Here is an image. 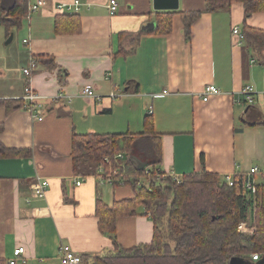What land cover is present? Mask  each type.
Listing matches in <instances>:
<instances>
[{
  "label": "crops",
  "instance_id": "1",
  "mask_svg": "<svg viewBox=\"0 0 264 264\" xmlns=\"http://www.w3.org/2000/svg\"><path fill=\"white\" fill-rule=\"evenodd\" d=\"M28 1V10L39 8L12 32L11 43L21 39L15 50L6 47L11 43L4 47L8 38L0 27V102L23 100V70L35 60L31 85L44 119L0 106V143L32 152L30 158L0 159V264H63L62 245L81 258L114 250L99 231L97 196L111 205L133 199L134 192L105 185L97 174L76 176L74 134L138 135L151 112L165 176L206 171L224 177L264 166V51L233 33L238 28L244 36V25L264 31V14L245 22L243 4L234 3L228 12L203 13L188 36L177 13L171 32L157 35L151 33L157 12H204L206 1L179 0L177 10L160 11L153 0H118L111 14L108 0H81V34L60 36L55 20L67 13L57 6L74 0ZM210 85L219 94L205 100ZM246 86L256 92L250 105L242 94ZM85 88L94 97L84 95ZM40 181L49 184L45 198L33 193ZM117 237L125 249L150 244V215L120 218ZM18 248L25 252L16 258Z\"/></svg>",
  "mask_w": 264,
  "mask_h": 264
},
{
  "label": "trees",
  "instance_id": "2",
  "mask_svg": "<svg viewBox=\"0 0 264 264\" xmlns=\"http://www.w3.org/2000/svg\"><path fill=\"white\" fill-rule=\"evenodd\" d=\"M204 12H157L156 28L152 34H168L171 18L181 14L185 30L190 35L192 26L203 13L228 12L234 3L244 6L245 22L255 14H264V0H205ZM28 0H0V27L9 39L12 32L21 29L28 14ZM56 35L74 36L82 32L78 14H60L56 17ZM244 37L258 53L264 51V31L244 25ZM54 68V67H53ZM7 113L25 109L26 103L1 101ZM251 107V106H249ZM145 131L138 135L107 134L73 136L74 174L88 177L104 168L106 174L116 172L113 187L131 188L133 199L103 201L96 199L99 231L108 237L114 250L93 257L82 256L84 264H230L234 258L246 264L264 262V184L259 186L256 232L253 235L238 232V225L248 219L252 200L245 189L247 175L235 173L230 186L218 175L204 172L187 174L174 181L159 170L162 163L161 135L154 129L151 114L145 118ZM256 125L252 124L251 126ZM124 154L125 159H116ZM32 152L7 148L0 143V159L30 158ZM146 176L148 186L139 184ZM66 197V194L64 192ZM67 201L68 199L65 198ZM150 215L154 237L150 244L125 249L118 241L117 222L120 218ZM260 260L253 261L252 255ZM81 262V263H82ZM255 262V263H253Z\"/></svg>",
  "mask_w": 264,
  "mask_h": 264
},
{
  "label": "built area",
  "instance_id": "3",
  "mask_svg": "<svg viewBox=\"0 0 264 264\" xmlns=\"http://www.w3.org/2000/svg\"><path fill=\"white\" fill-rule=\"evenodd\" d=\"M83 6V2L81 0H74L70 4H60L57 6V9L61 12H66L69 14H79L80 10ZM108 10L111 14H115L119 9L118 0H108ZM37 5H31L29 7V14L28 18L31 17L32 13H35L38 10ZM234 35H239L240 40L244 39V36L241 34L240 30L238 28H235L233 30ZM25 44L28 43V41H24ZM238 44H241L240 42ZM37 67V63L35 60H31L29 66L23 70V73L26 78V86L24 89V96L23 101L26 103V111L30 114V117L33 121H42L44 119V114L42 107L39 103V95L34 91L32 85H31V79L33 77L34 70ZM167 92H165L166 94ZM205 100H208L209 96L219 94V89L215 87L214 85L207 86L204 90ZM83 94L89 97H94L93 91L90 88H85L83 91ZM242 94L244 95V100L246 104L250 105L253 104L255 101V89L252 86H246L242 90ZM118 95L113 93L111 95V98H116ZM149 114H152L149 112ZM116 159H125L124 154H118L116 156ZM116 172H105L104 168H100L97 172L98 177L100 178V182L105 185L113 186V179L115 177ZM247 175V180L245 183V189L247 191V194L249 198L252 200V205L250 208V213L248 216V219L244 222H241L238 225V232L241 234L246 235H253L256 230V217H257V204H258V192H259V186L263 183L264 184V166H253L250 168V170L245 173ZM233 175H225L224 179L225 181L230 185H234ZM175 179L178 183L180 182V179L177 177H172ZM82 184V181H77L76 185L80 186ZM48 182L46 181H40L39 186L33 191L34 195L38 198H45L48 190ZM120 186H123V184H120ZM25 252L24 248H18L15 252L16 258L21 257ZM60 259L63 264H81L82 259L80 256H77L72 250L70 246L62 245L60 247ZM253 261H259L260 255L259 254H253L252 255ZM10 264H15V261L10 262ZM23 264H25V261H23Z\"/></svg>",
  "mask_w": 264,
  "mask_h": 264
},
{
  "label": "water",
  "instance_id": "4",
  "mask_svg": "<svg viewBox=\"0 0 264 264\" xmlns=\"http://www.w3.org/2000/svg\"><path fill=\"white\" fill-rule=\"evenodd\" d=\"M155 10H177L179 6V0H153ZM13 33L10 35L6 44H9L13 40ZM230 264H246L244 260L234 258L231 260ZM258 264H264L258 263Z\"/></svg>",
  "mask_w": 264,
  "mask_h": 264
},
{
  "label": "rangeland",
  "instance_id": "5",
  "mask_svg": "<svg viewBox=\"0 0 264 264\" xmlns=\"http://www.w3.org/2000/svg\"><path fill=\"white\" fill-rule=\"evenodd\" d=\"M19 36V35H18ZM17 36V38H16V40H15V43L13 42V43H11L10 45H8V46H6L7 48H8V50H15L16 48H17V44H20L21 43V39H20V37H18ZM8 41V39L4 42V47H5V45H6V42ZM20 48L21 49H23V46L21 45L20 46ZM24 50V49H23ZM169 177V176H168ZM143 178V183L145 182V184H146V186H148L149 185V183L146 181V176H144V177H142ZM173 179V178H172ZM174 181H176L175 179H174ZM253 263H255V262H253ZM255 264H258V263H255Z\"/></svg>",
  "mask_w": 264,
  "mask_h": 264
}]
</instances>
